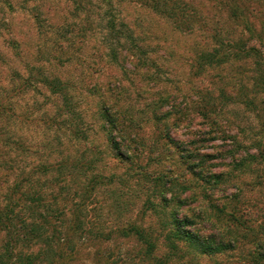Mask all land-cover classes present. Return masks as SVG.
I'll return each instance as SVG.
<instances>
[{
	"label": "rangeland",
	"instance_id": "1",
	"mask_svg": "<svg viewBox=\"0 0 264 264\" xmlns=\"http://www.w3.org/2000/svg\"><path fill=\"white\" fill-rule=\"evenodd\" d=\"M0 221V264H264V0H0Z\"/></svg>",
	"mask_w": 264,
	"mask_h": 264
},
{
	"label": "trees",
	"instance_id": "2",
	"mask_svg": "<svg viewBox=\"0 0 264 264\" xmlns=\"http://www.w3.org/2000/svg\"><path fill=\"white\" fill-rule=\"evenodd\" d=\"M162 6L163 7H166L167 4L166 3H162ZM176 7H170V10H166V11H171V12H175L176 13ZM173 142V141H171ZM174 143V142H173ZM111 144H112V149L115 151V152H118L120 151V149L118 148V145L115 144L113 141H111ZM176 145V144H175ZM182 152V151H181ZM189 156V157H188ZM181 158V161H182V164H183V167L184 169H186V172L192 174L193 176H196V177H200V173H195V169L196 168H199V165L198 163H196V161H194V156L193 154L190 155V153H187L186 157H180ZM189 162H187V161ZM184 172H182L181 174H183ZM2 223V221H0ZM184 224V225H183ZM181 223L179 221H176V226L177 228L179 229L180 233H181V236L183 238H187L190 243L194 246L195 245V249L199 252H201L203 249H202V245L203 243L200 242L199 238H198V234L194 233L191 231V229H188V230H184V228H186L185 226V223ZM191 224V223H188V225ZM9 242H11V239H9ZM11 248V247H10ZM8 251H12L11 249H7V252ZM61 249H58V253H60ZM63 256V255H60V257ZM13 264V263H11Z\"/></svg>",
	"mask_w": 264,
	"mask_h": 264
}]
</instances>
